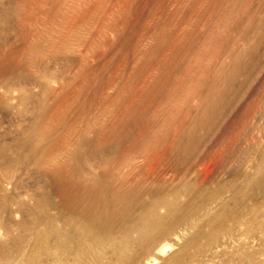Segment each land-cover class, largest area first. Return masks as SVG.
<instances>
[{
    "label": "rangeland",
    "instance_id": "rangeland-1",
    "mask_svg": "<svg viewBox=\"0 0 264 264\" xmlns=\"http://www.w3.org/2000/svg\"><path fill=\"white\" fill-rule=\"evenodd\" d=\"M0 6V264H67L38 239L67 173L75 191L125 174L171 205L152 249L113 228L98 264H264V0Z\"/></svg>",
    "mask_w": 264,
    "mask_h": 264
},
{
    "label": "bare ground",
    "instance_id": "bare-ground-1",
    "mask_svg": "<svg viewBox=\"0 0 264 264\" xmlns=\"http://www.w3.org/2000/svg\"><path fill=\"white\" fill-rule=\"evenodd\" d=\"M6 12L5 14L3 13V15H6ZM3 15L2 17H5ZM6 20L4 22H6ZM7 28L8 27H6L5 29L7 30ZM3 33L1 32V34ZM6 38L7 37H4L3 39ZM3 39H1L0 42L4 43L5 40L3 41ZM7 46L9 49V45ZM6 53L8 54L9 52ZM6 53L5 55H7ZM7 57L5 56L4 58L3 56L2 58H0V61L2 62V59L6 60ZM138 139L141 138H136L134 142ZM151 139L152 137L146 139L145 142L148 141L149 143H151ZM36 141L38 142L39 138L36 137ZM134 142L132 143V145L134 144ZM135 145L133 147H135ZM168 145L171 146V144ZM158 146L154 145L153 149L156 150L157 148L161 147ZM184 147L186 148V146ZM163 149L165 148L163 147L162 150ZM167 151L169 152V150ZM160 153L162 152L160 151ZM160 153L159 155H161ZM177 156H179V154ZM146 157L148 159L149 156L146 155ZM67 175L62 178V182L59 180L58 186H56L57 188L53 186L54 192L57 190V195H55V193L53 194V191L51 189L53 196L55 195L56 197H58L57 200H52L49 194H45V204L48 207H53L55 210L52 213H47V224L45 223L46 229L38 234V239L42 241L46 238L54 239L59 249L66 254L67 264H73V260L79 261L80 264L100 263L101 261L99 259V256L91 257L92 253L90 250V244L102 233H106L108 230L110 231L113 228L120 229L124 232H128L130 230H134L135 232H137L136 241L138 245L135 247V256H137L138 253L140 254L141 250L144 248L152 249L160 238L169 233L171 229V223L174 219L171 218V205L165 201L164 197H145L143 194H146L148 196L154 195L156 189H142L139 184L141 180H134L133 182H129L128 177L125 174L116 175V182H102V180H100L101 182H97L91 179H83L82 181L78 182V186L76 187L77 191H75L73 186H71L72 188L68 187L71 184V179L69 177H66ZM103 176L105 175L103 174ZM87 181L90 182V185H87ZM48 182H51V180ZM48 182H45V184H48ZM54 182L51 183L54 185ZM55 183H57V181ZM142 183L144 185V182ZM52 184L48 185L52 186ZM200 184H198V186ZM43 187L45 188V185ZM45 189L43 190L44 192ZM45 193H47V191ZM159 203L165 206V212L162 214L156 212L155 209V206ZM182 206L186 207L185 203L182 204ZM126 241L127 239L123 243V246L127 245ZM119 257H121L120 259H123L122 256ZM120 259L118 258V263H120ZM29 260L36 261L35 257H31L29 258Z\"/></svg>",
    "mask_w": 264,
    "mask_h": 264
}]
</instances>
